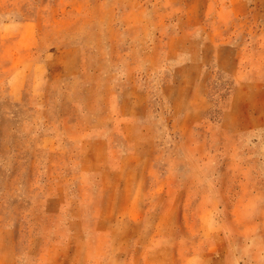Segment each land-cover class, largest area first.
Wrapping results in <instances>:
<instances>
[{"label":"rangeland","instance_id":"1","mask_svg":"<svg viewBox=\"0 0 264 264\" xmlns=\"http://www.w3.org/2000/svg\"><path fill=\"white\" fill-rule=\"evenodd\" d=\"M0 264H264V0H0Z\"/></svg>","mask_w":264,"mask_h":264}]
</instances>
